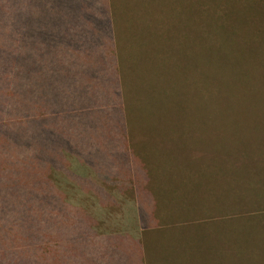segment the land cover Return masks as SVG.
Masks as SVG:
<instances>
[{"label": "trees", "instance_id": "trees-1", "mask_svg": "<svg viewBox=\"0 0 264 264\" xmlns=\"http://www.w3.org/2000/svg\"><path fill=\"white\" fill-rule=\"evenodd\" d=\"M151 1L164 11L175 7ZM215 3L207 0L239 25L206 23L204 29L219 37V54L201 56L198 95L175 89L182 73L176 80L165 71L135 70L169 62L155 54L153 63L137 51L140 43L134 51L116 37L143 35L138 13L128 20L124 14L126 31L115 14L120 5L148 0H0V264H155L153 240L181 245L169 253L171 260L196 264L190 249L200 241L183 231L201 226L193 219L209 209L165 211L162 189H171L174 173L165 171L167 181L152 183L162 172L153 167L161 153L156 145L174 144L183 127L186 135H214L205 143L224 155L219 165L229 167L231 178L255 176L264 183V147L252 170L230 166V149L238 157L247 147L238 146L245 141L236 140L238 127L264 126V0ZM206 41H200L204 51L215 50ZM181 104L190 114L184 119ZM146 129L153 133L151 148L144 144ZM229 194L237 206L241 199ZM224 236L219 239L235 248V239ZM257 243L264 254V237ZM239 249L248 248L240 243ZM253 257L237 254L234 264H251L246 261Z\"/></svg>", "mask_w": 264, "mask_h": 264}, {"label": "rangeland", "instance_id": "rangeland-1", "mask_svg": "<svg viewBox=\"0 0 264 264\" xmlns=\"http://www.w3.org/2000/svg\"><path fill=\"white\" fill-rule=\"evenodd\" d=\"M157 1L160 4H172L175 7L170 10L165 9L164 11L162 7L159 5L158 7L151 0H148L151 3L149 5H120L115 14V19L117 23L122 24V30H128L127 23L124 21V14L126 13L130 16L125 19L128 20L138 13L136 17L138 18V22L142 21L139 26L144 33L142 36L138 34L118 33L116 37L127 45L132 46L135 49L134 51H136L135 46L140 43L143 48L139 49L137 46V51L144 53V56L149 60L151 59L150 61L153 63L155 54L169 62L165 68L157 67L153 64L148 68L137 67L135 70H139V72H148V70L152 72L165 71V75L168 77L175 76V79L177 75L182 73L185 78L183 80L176 79L177 84H175V89H183L187 94L194 91L200 95L198 70L201 65V56L211 58L214 57L213 54H219L216 51V46L219 45V37L211 31L204 29L207 26L206 23L225 26L239 25V23H237V20L232 21L231 17H226L225 13L215 11L214 7L207 4V0ZM213 1L219 2V0ZM201 19L203 20L200 21ZM145 33L146 35H144ZM203 39L207 40L205 42L206 45L215 47V50L204 51L203 45L200 42ZM136 40L137 43L135 42ZM127 57L126 59L123 57V60L130 61V57ZM175 61L178 62V66L174 65ZM180 63H182L181 66H179ZM127 70H129V73H132L131 70H134V68H131V65H129ZM158 86L164 87L161 84H158ZM136 103L131 101L129 105L134 109L137 106ZM186 105H180L182 110L180 113L181 119L190 115L187 110L185 112ZM185 123L182 122L183 125ZM244 127L248 128L250 132L242 126L238 127L236 140L238 137L245 138V141L239 143L238 146L239 148L247 147L240 151L241 154L238 157L235 156L236 148L230 149V154L234 159L230 166L234 172L247 171V168L245 170L241 169L243 165L248 166L252 170V167L254 168L258 162V160H254L255 153L257 151L260 153L263 149L262 147H264V137H258L264 134V126H256L257 131L250 129V127L255 128L254 124ZM170 129H165V133L162 135L164 139L169 138L167 132ZM150 131L146 129L144 133L146 137L144 144L149 148H151L149 140L153 138V133ZM211 131L216 135V130L211 129ZM180 133L181 139H173L174 144L167 143L166 147L156 145L161 153L155 154L153 167L155 169L159 167V169H162V172L156 173L152 183L156 182L158 184V181L166 180L165 171L170 170L174 173L172 185H169L171 189L168 187L162 189L166 202H168L165 205L167 206V208L165 207V211H172L177 216L178 211H181L182 208L185 209L182 212L184 214L186 212H196L202 204L204 205L200 211H207L209 209L205 212L204 216L193 219L201 226H194L183 231L184 234H188L193 238L196 237V240L200 241V246L196 245V247L190 249L193 260L196 264H234V258L237 254H247L250 257L255 256L253 258L257 260L254 262L248 260L246 263L264 264V254L261 253L262 247L259 250L254 247L260 244L257 243V236L259 239L262 236L264 237V183H261L260 178L255 176H249L250 178L244 181H241L242 179H239L237 176L231 178L233 174L231 175L229 167H220L219 165L226 163L224 155L219 153L214 145L212 149H208L207 143H205V140L213 141L215 139L214 135L204 138L201 133L197 134L196 132L188 134V136L185 133L184 127L180 128ZM261 141H263V144L260 146L259 142ZM245 155L253 158V161L247 160ZM152 156L154 155L152 154ZM71 162L75 171H82L73 160ZM204 181H208L209 186H203ZM216 182L219 184H216ZM212 190L214 191L213 194L211 193ZM231 191H233V196L236 195L241 199L236 203L237 206L230 200L229 193ZM149 207L151 205L146 204V208L149 209ZM161 215H165L163 211H161ZM185 217L187 216L184 215V219ZM259 229L263 235H261L262 233ZM221 232L225 235L223 237L224 240H229L227 235H231L235 239V248L230 243L219 239ZM149 236V234L146 235V237ZM154 237L152 235L150 240ZM171 237L177 244H181L182 241L177 240L181 239V237L174 235H171ZM154 243L155 241L153 240L152 255L149 256L153 263H180L179 261L175 262L171 260L169 253L181 251L183 249L181 245L171 244L170 248L166 245L169 243L167 241H163L162 244L157 243L156 245ZM192 243H194L193 240L190 241V244ZM240 243L245 244L248 249H244L245 251L243 252L240 251ZM262 244L263 242H261ZM259 254L261 257H258Z\"/></svg>", "mask_w": 264, "mask_h": 264}]
</instances>
